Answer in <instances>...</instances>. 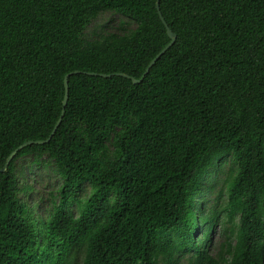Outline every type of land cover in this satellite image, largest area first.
Returning a JSON list of instances; mask_svg holds the SVG:
<instances>
[{"label": "trees", "instance_id": "obj_1", "mask_svg": "<svg viewBox=\"0 0 264 264\" xmlns=\"http://www.w3.org/2000/svg\"><path fill=\"white\" fill-rule=\"evenodd\" d=\"M156 2L0 0V171L48 139L68 84L50 141L0 172V264H215L217 217L194 205L225 159L238 225L220 264H264V0H159L175 41L142 78L170 43ZM102 11L135 28L83 42ZM26 158L62 180L44 219L20 197Z\"/></svg>", "mask_w": 264, "mask_h": 264}, {"label": "rangeland", "instance_id": "obj_2", "mask_svg": "<svg viewBox=\"0 0 264 264\" xmlns=\"http://www.w3.org/2000/svg\"><path fill=\"white\" fill-rule=\"evenodd\" d=\"M135 24L127 18L109 11H102L87 27L82 35L83 42H92L101 36L109 34L122 35L132 31ZM31 158L19 161V168L23 175L19 178L20 185L28 186L30 190L26 195H20L30 210L41 218L48 217L58 204V191L62 180L58 177L51 163L35 165ZM234 166L230 159L216 162L210 169V174L201 182L199 201L194 205V211L199 214L201 204H205L204 212L217 217V226L212 233L209 243V256L220 264L226 257L228 244L235 242V233L238 218L229 220L227 181L234 175ZM92 192V185L84 183L77 194V202L69 206L71 214L76 217L79 214L80 205ZM206 242V241H205ZM208 244V243H207ZM195 259L193 253H177L173 258V264H191Z\"/></svg>", "mask_w": 264, "mask_h": 264}, {"label": "water", "instance_id": "obj_3", "mask_svg": "<svg viewBox=\"0 0 264 264\" xmlns=\"http://www.w3.org/2000/svg\"><path fill=\"white\" fill-rule=\"evenodd\" d=\"M156 9L158 11V15H159V18L161 20V22L163 23L165 29H166V33H167V36L168 38L170 39V43L168 45H166L156 56L155 58L149 63L148 67L146 68L142 78L149 72L150 68L156 63V61L168 50V48L171 47V45L174 43L175 41V35L171 32V30L168 28V26L166 25L163 17L161 16V13L159 11V0H157L156 2ZM79 72H74L72 74H78ZM86 75L88 76H98L100 78H109L111 77V75H106V74H96V73H86ZM117 77H123V78H127L129 80L132 81V83L136 84L138 82L141 81L140 80H137V79H134L132 77H129L125 74H122V73H118L116 74ZM64 88H65V93H64V98H63V102H62V112L60 114V117L52 131V133L50 134V136L48 137V139L44 140V141H36V142H32V141H29V142H26L22 145H20L18 148H16L10 155L9 157L7 158L6 160V164H5V167L3 170H1L0 172H3L5 171L6 169V166L9 164V162L13 159V157L17 154L18 151H20L21 149L27 147V146H30V145H42V144H45L47 143L48 141H50V139L52 138V136L54 135L56 129L58 128L59 124L61 123V120L63 118V115H64V108L66 106V103H67V99H68V84H67V76L65 77L64 79Z\"/></svg>", "mask_w": 264, "mask_h": 264}]
</instances>
